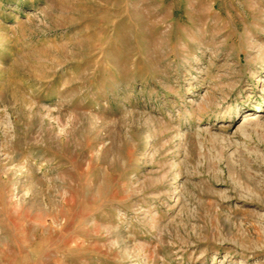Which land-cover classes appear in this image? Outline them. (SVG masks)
<instances>
[{
	"label": "rangeland",
	"instance_id": "1",
	"mask_svg": "<svg viewBox=\"0 0 264 264\" xmlns=\"http://www.w3.org/2000/svg\"><path fill=\"white\" fill-rule=\"evenodd\" d=\"M0 264H264V0H0Z\"/></svg>",
	"mask_w": 264,
	"mask_h": 264
}]
</instances>
